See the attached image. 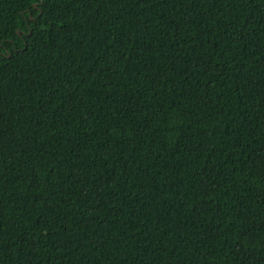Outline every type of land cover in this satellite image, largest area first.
Listing matches in <instances>:
<instances>
[{
  "label": "trees",
  "instance_id": "trees-1",
  "mask_svg": "<svg viewBox=\"0 0 264 264\" xmlns=\"http://www.w3.org/2000/svg\"><path fill=\"white\" fill-rule=\"evenodd\" d=\"M0 264H264V0H0Z\"/></svg>",
  "mask_w": 264,
  "mask_h": 264
}]
</instances>
